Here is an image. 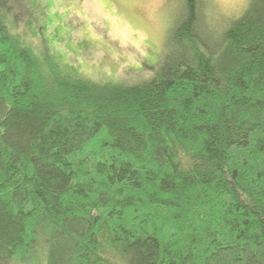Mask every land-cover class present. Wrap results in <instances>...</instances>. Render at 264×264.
<instances>
[{"label":"trees","instance_id":"16d2710c","mask_svg":"<svg viewBox=\"0 0 264 264\" xmlns=\"http://www.w3.org/2000/svg\"><path fill=\"white\" fill-rule=\"evenodd\" d=\"M179 3L152 71L105 82L0 9V264H264V0Z\"/></svg>","mask_w":264,"mask_h":264},{"label":"rangeland","instance_id":"374dc122","mask_svg":"<svg viewBox=\"0 0 264 264\" xmlns=\"http://www.w3.org/2000/svg\"><path fill=\"white\" fill-rule=\"evenodd\" d=\"M180 1L0 0V9L10 38L27 42L36 56L49 54L58 65L105 82L152 71ZM248 1L209 0L219 23L239 16Z\"/></svg>","mask_w":264,"mask_h":264}]
</instances>
